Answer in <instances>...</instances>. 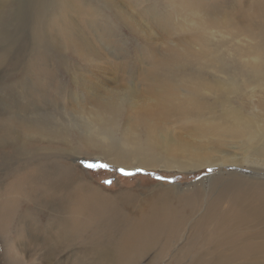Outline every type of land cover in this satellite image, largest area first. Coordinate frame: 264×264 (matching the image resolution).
Returning <instances> with one entry per match:
<instances>
[{"label": "rangeland", "instance_id": "rangeland-1", "mask_svg": "<svg viewBox=\"0 0 264 264\" xmlns=\"http://www.w3.org/2000/svg\"><path fill=\"white\" fill-rule=\"evenodd\" d=\"M260 5L264 0H0V264L91 262L92 254L85 249L102 232L80 227L96 220L97 213L80 196L72 198L73 187H100L113 207L131 213L127 226L116 230L121 240L125 229L133 234L140 230L139 206L147 204L155 187H188L220 172L222 187L238 185V177L264 183V167L255 163L192 171L155 158L129 167L84 148L93 132L91 112L99 101L113 100L122 105L100 140L147 152L149 137L143 126L137 139L125 140L133 116L129 96L140 91L151 98L152 85L176 80L181 106L158 114L160 129L187 138L196 126L240 114L255 120L259 131L224 138L264 149V13L252 10ZM164 59L165 66L159 62ZM192 90L197 96L194 107ZM218 134L202 138V144L227 145ZM58 161L70 167L71 176L63 181L49 182L35 171L36 166L46 171ZM86 163H105L110 170L90 169ZM120 168L144 172L126 177ZM72 170L86 180L73 178ZM229 173L239 175L233 180ZM105 180L113 183L106 185ZM11 202L16 209L7 217L2 209H9ZM197 219L198 210L181 232L163 229L144 236L146 243L151 251H166L171 258L195 236L192 225ZM197 238L204 250L211 245L210 237ZM224 247L216 250L222 260L229 254ZM144 259L141 264L153 263L152 257Z\"/></svg>", "mask_w": 264, "mask_h": 264}, {"label": "bare ground", "instance_id": "bare-ground-1", "mask_svg": "<svg viewBox=\"0 0 264 264\" xmlns=\"http://www.w3.org/2000/svg\"><path fill=\"white\" fill-rule=\"evenodd\" d=\"M252 10L264 13V6L260 5ZM159 62L164 66L167 64L166 59ZM173 81L177 82L176 80L163 81L157 88L152 85L151 89L155 88V92H152L151 98L142 97L140 91L129 96V108L132 110L133 116L126 131L125 140L133 141L137 139V130L140 126H143L146 128L149 137L145 147L147 152L100 140V137H106L107 134L105 133L110 129V125L114 123L118 108L122 105L113 102V100L99 101L97 108L91 112V116L88 118L92 123L91 130L93 132L87 134L84 148L98 150L101 154L109 158L112 157L111 160H115L120 164H127L129 167H135L138 163L148 164L155 158L167 159L171 163L179 162L181 163L177 166L179 169L193 167L192 171L200 170L208 165L224 166L255 163L264 167L263 148L258 147V145L254 147L238 144L224 138V135L234 138L233 136L240 132L254 134L259 131V126L255 120L246 119L240 114H237V116L229 114L222 119L215 120V123L212 122L213 124L196 126L187 138L176 137V135L168 134L160 129L158 114L161 116L169 106H181L178 104L179 97L175 95L177 84ZM217 84L220 85L222 82L219 81ZM196 100V92L192 90L190 105L193 106ZM217 131H220L218 135L224 138L226 144L228 143L227 145L211 147V142H207L205 145L202 144V138L210 134H217ZM194 136L199 137L195 142ZM261 137H264V135ZM158 151L160 152L158 153ZM117 159L136 160L137 163L120 162ZM73 168L75 167L72 165ZM69 169L68 165L59 161L55 165L47 167L46 171L43 166L35 167V171L41 173L42 178L44 177L49 182L63 181L71 174ZM222 174L224 173L212 174L207 179H202L200 183L191 185L192 187H183L179 184H161L163 188H153L150 196V198H153H148L147 204L145 201L139 206V217L142 219L139 223L141 225L140 230L138 233L133 234L125 229L122 232L123 238L121 237V240L117 239L118 232L116 230L120 231L127 226V223L130 222L131 213L113 207V202L106 200L107 197L104 192L100 191L102 190L100 187L90 185L89 187L68 189L69 194H72V198L75 195L80 196L78 199L83 198V204L94 208L97 213L96 220L93 218L80 227L85 230L86 227L94 230L99 229L102 232L101 234H95V239L85 249L86 252L92 254L91 262H87V264H141L147 256L152 257V264H159L162 260L166 262L165 264H264V183L259 182L262 181L259 179H252L248 182L247 179L238 177L239 180L236 181L238 185L225 184L222 187L219 182L223 176ZM229 174L233 175V180L235 176L239 175L237 173ZM72 177H78L76 170H72ZM79 178L82 181L86 180L83 177ZM204 180H208L209 183L203 184ZM231 181L228 182L232 183ZM80 189H84V191L80 192ZM165 200L173 202H166ZM197 200H202L203 203ZM11 205L9 209H2V213L7 217L12 215L13 208L16 209L13 202H11ZM197 210L198 219L192 225L195 236L188 237L171 258L167 256L166 251L158 249L151 251L152 245L146 243L144 236L152 233L158 235L163 229L174 230L177 234L181 232L183 225ZM134 219H137V216ZM144 225H149V231L145 234L143 231ZM118 227L120 229H117ZM196 236L210 237L211 245L204 250V244L201 245L202 241ZM219 247H224L226 254L229 253L223 260L220 258L219 253H216ZM46 261L49 262L50 260Z\"/></svg>", "mask_w": 264, "mask_h": 264}, {"label": "snow or ice", "instance_id": "snow-or-ice-1", "mask_svg": "<svg viewBox=\"0 0 264 264\" xmlns=\"http://www.w3.org/2000/svg\"><path fill=\"white\" fill-rule=\"evenodd\" d=\"M86 167L90 168V169H100V168H103V169H108L110 170V165L108 164H105V163H86ZM117 171L120 172L121 175H124V176H134V175H137L138 173H142L144 172L143 169H137L136 171H128L124 168H120V169H117ZM207 172L208 173H212L213 172V169L211 167H209L207 169ZM144 174H147V173H144ZM156 179L158 180H164L165 177H161V176H157ZM170 183H174L175 181L174 180H170L168 181ZM104 183L106 185H111L113 183L112 180H105Z\"/></svg>", "mask_w": 264, "mask_h": 264}]
</instances>
